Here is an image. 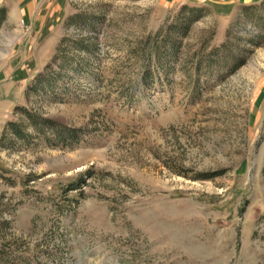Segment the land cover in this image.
Returning <instances> with one entry per match:
<instances>
[{
    "label": "rangeland",
    "instance_id": "obj_1",
    "mask_svg": "<svg viewBox=\"0 0 264 264\" xmlns=\"http://www.w3.org/2000/svg\"><path fill=\"white\" fill-rule=\"evenodd\" d=\"M18 2L0 264H264V0Z\"/></svg>",
    "mask_w": 264,
    "mask_h": 264
},
{
    "label": "crops",
    "instance_id": "obj_2",
    "mask_svg": "<svg viewBox=\"0 0 264 264\" xmlns=\"http://www.w3.org/2000/svg\"><path fill=\"white\" fill-rule=\"evenodd\" d=\"M37 2L38 0H19L18 5L21 9L22 14L26 16L27 19L32 18L33 22L35 24H38L39 27H42L44 24L45 28H48V26L54 24L55 18L60 12L61 2L60 0H47V3L49 4V12L47 10V13L44 11V7L42 8V10L36 8ZM42 14H48V16L41 19L40 16Z\"/></svg>",
    "mask_w": 264,
    "mask_h": 264
},
{
    "label": "bare ground",
    "instance_id": "obj_3",
    "mask_svg": "<svg viewBox=\"0 0 264 264\" xmlns=\"http://www.w3.org/2000/svg\"><path fill=\"white\" fill-rule=\"evenodd\" d=\"M261 54H263V55H261V56H264V50L261 52Z\"/></svg>",
    "mask_w": 264,
    "mask_h": 264
}]
</instances>
